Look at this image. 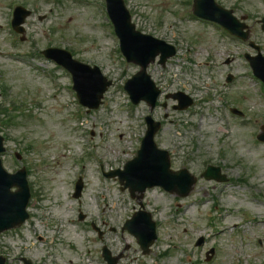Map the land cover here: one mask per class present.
<instances>
[{
    "label": "rangeland",
    "instance_id": "1",
    "mask_svg": "<svg viewBox=\"0 0 264 264\" xmlns=\"http://www.w3.org/2000/svg\"><path fill=\"white\" fill-rule=\"evenodd\" d=\"M11 1L0 0L1 156L8 172L27 166L32 196L28 221L0 235L7 264H24L23 258L33 264H106L105 245L124 253L119 264H264V142L256 139L264 125V88L243 57L254 51L216 23L191 15L193 0H125L139 28L178 48L165 66L156 61L148 68L163 90L151 111L146 102L133 104L124 89L139 67L121 54L104 1L18 0L32 15L26 39L16 43ZM216 1L236 8L264 53L258 22L264 0ZM48 46L73 49L76 58L98 64L113 80L99 108L79 104L66 69L30 56ZM179 91L194 99L184 110H175L177 100L170 97ZM147 115L162 123L156 142L170 153L173 169L187 167L200 176L208 164H221L230 179L199 177L185 197L153 187L141 206L103 168H123L136 156ZM79 176L83 188L76 198ZM63 200L69 203L65 214ZM141 209L158 222L160 238L147 254L122 230ZM201 237L207 240L197 246ZM212 246L218 252L209 262L205 254Z\"/></svg>",
    "mask_w": 264,
    "mask_h": 264
},
{
    "label": "water",
    "instance_id": "2",
    "mask_svg": "<svg viewBox=\"0 0 264 264\" xmlns=\"http://www.w3.org/2000/svg\"><path fill=\"white\" fill-rule=\"evenodd\" d=\"M211 3V4H210ZM208 5L213 8L210 9L209 13ZM108 7L111 16L115 22L116 29L122 39V48L129 60L141 63L144 67L148 62L155 58V55L162 50V58L171 55L174 51H167L162 49V42L158 40H149L140 36L132 27L129 22V15L123 2L121 0H108ZM195 12L212 20L221 22L223 25L228 27L231 31H234L236 27V19L232 17L231 11L225 10L222 7L214 4L212 0H197ZM259 61L255 62V73L264 79V58L258 57ZM79 68H83L79 66ZM76 88L81 92L82 97L87 98L92 94L96 88L95 84L101 79L100 72L97 68L88 69L84 74L86 78L84 81L79 83L78 70H75ZM146 74L143 70L138 76L134 78L129 86V91L132 94L135 102H138L141 97H138V88L136 84L139 83L141 75ZM147 76V75H146ZM149 79V77L147 76ZM136 83V84H135ZM152 84V83H151ZM153 86V85H152ZM105 86L99 91L102 94ZM152 97L143 96L148 99L152 105L155 103V98L159 91L154 88ZM81 97L84 103H87ZM159 124L153 125L148 131L147 136L143 141L141 150L138 156L129 161L125 167L123 173L128 175L124 176L126 179V186L130 187L131 192L134 194L135 191L142 193L147 187L154 185H161L169 191H177L181 195L185 196L190 193L196 182V177L188 172L187 169H183L177 172L170 170V162L168 159V152L160 150L156 147L154 142V135L158 129ZM260 138L264 139V133L260 135ZM3 150L2 138H0V151ZM206 177L211 176L209 170L204 174ZM26 182L23 172H18L14 175H9L2 167L0 161V231L21 224L27 217L28 214L25 211L26 204L28 202L29 194L26 189ZM17 185L19 190L11 192V187ZM147 223H149L151 230L154 224L151 223L148 215L144 216ZM131 222L127 223V226L131 227ZM129 227V228H130ZM139 237V241L142 243L145 251L148 250V246L152 243L155 236L152 235L151 239L147 242L140 238V234L136 233ZM105 258L109 261V264H116L117 258H111L110 252L105 247L103 252ZM0 264H4V260L0 257Z\"/></svg>",
    "mask_w": 264,
    "mask_h": 264
},
{
    "label": "bare ground",
    "instance_id": "3",
    "mask_svg": "<svg viewBox=\"0 0 264 264\" xmlns=\"http://www.w3.org/2000/svg\"><path fill=\"white\" fill-rule=\"evenodd\" d=\"M10 175V173H8ZM69 205V203L65 200H63L62 205H61V211L63 214L67 213V206ZM60 214V213H59Z\"/></svg>",
    "mask_w": 264,
    "mask_h": 264
}]
</instances>
